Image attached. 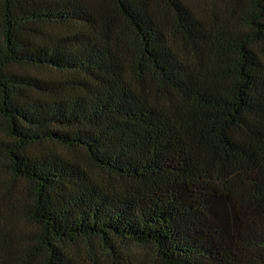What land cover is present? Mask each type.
<instances>
[{"label":"trees","instance_id":"16d2710c","mask_svg":"<svg viewBox=\"0 0 264 264\" xmlns=\"http://www.w3.org/2000/svg\"><path fill=\"white\" fill-rule=\"evenodd\" d=\"M0 264H264V0H0Z\"/></svg>","mask_w":264,"mask_h":264}]
</instances>
